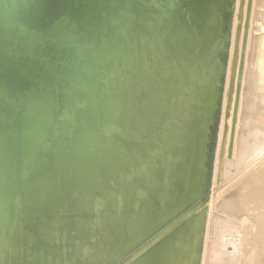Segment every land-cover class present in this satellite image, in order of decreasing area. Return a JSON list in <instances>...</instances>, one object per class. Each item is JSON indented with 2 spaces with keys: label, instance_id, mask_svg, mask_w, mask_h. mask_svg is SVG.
<instances>
[{
  "label": "rangeland",
  "instance_id": "1",
  "mask_svg": "<svg viewBox=\"0 0 264 264\" xmlns=\"http://www.w3.org/2000/svg\"><path fill=\"white\" fill-rule=\"evenodd\" d=\"M218 1L167 0L159 2L149 0L148 3V0H142V2L137 4L138 8L143 5L154 6L151 11L149 10L151 15L145 19L143 16L137 15L136 17H139V20L133 21L134 11H128L126 7L122 8V12L125 14V16L121 15L124 19L123 23L127 24L129 26L128 29L132 30V32L134 31V41H129L133 37L127 34L128 29H122L123 25L121 24L118 25L119 27L117 26V29L121 28L123 36L128 40L123 42L127 46L122 43V47L119 48L117 43L110 46L98 42L96 47L93 48L94 43L92 47L89 46L87 49L90 56L101 53L108 60H105L100 66L96 64V70L95 67H92V78L87 81V84L93 90L88 92L87 97L98 96L108 82L119 78L123 79L130 76L134 71L138 74V77L141 76L142 81L137 82L139 85L135 86L136 89L134 87L126 93H121V91L118 93V96L119 94L121 95L119 96L121 105L115 112V116L119 117L122 115L126 106L131 108L125 128L120 123L110 120L100 121L101 115L105 112L101 108H96L93 113L94 116L89 118L93 120V125L97 124L98 127L104 130L102 136L96 134L97 139L106 138L107 133L112 131L122 134L124 138L117 143L118 146L115 150H110L108 156H106V162L99 164L97 173L92 175L93 177L82 178L74 184H67L66 190L72 191L76 187L79 190L76 189L77 192L70 201L72 207L75 205L74 208L79 209V211L70 212L68 216H74L75 218L79 215V217L70 220L73 238L71 239V236H68L64 240L65 236L59 231L60 233H55L53 243L57 242L55 247L61 245L60 249H62L60 251L64 255L69 242V256L64 261L55 255L53 258L44 261L43 264H87L88 260L91 259L89 255L95 257L97 252H99V246L103 249V245L99 244L98 241L106 223L109 224L115 218L117 220L122 217L125 230H128L124 220L126 215L124 208L127 209L128 198L133 194V190L130 188L134 182L135 184L139 183L134 190L133 202L135 203H133L132 208L135 213L138 210L136 201L145 197V193L139 187L145 184L149 188L156 186L155 175L153 174L155 170H160L162 173V188L159 191L162 196L155 204L157 208L155 207L149 215L163 210L164 206L174 208L172 213L166 218L163 217V220L157 221L159 223L152 229L141 228L133 232L132 236L128 233L124 243H118L120 245L119 249L110 252L108 258H105L104 255L103 260L100 259L90 264L121 263L127 259L125 256L128 253L126 252L142 248H144L142 252L133 254L131 258L129 257V260H127L129 264H193L192 261L193 259L196 260V257L197 264H204L205 251L209 241L212 243L211 246L217 248L220 252L216 259L225 262V264H250L252 261L253 264H264V246L260 242L255 241L256 239L251 230L256 225L254 206L250 203L244 204L242 202L243 195L247 189L244 187L245 183L253 179L251 180L252 184L258 182V187L255 184L254 188H263L260 186H264V182H262L263 176H261L263 179L258 181L259 174L264 170V151H262L264 150V138H262L264 136V76L262 75L264 74L262 73L264 70V59H261L264 58V0L250 1L252 8H250L248 16V26L250 27H247L245 37L246 39L247 35H249V40L247 43L246 39L244 48L242 43L248 6H245L246 3L248 4L247 0H227L229 6L226 7L228 8L224 9L225 12L222 10L219 13L220 21H223L221 19L222 15H226V20L225 22L223 21L224 25L221 26L220 35L211 41L209 40L214 30ZM124 2H128V0H124ZM17 4L26 13H35L39 8H50L46 2H41L40 0H18ZM127 4L129 5V3ZM167 6L168 8H166ZM168 9L170 10L169 12ZM42 16H44V13ZM67 26L72 31L81 29L78 20L67 22ZM2 27H6V30L4 29L0 33L1 49L10 41V47L7 49H14L16 57L32 56L29 51L31 50L30 47L34 46V41L26 42L24 39L12 38V27L10 25H2L0 31ZM42 33V35L51 36L52 32L46 31ZM4 38L5 41L2 43ZM151 38L155 40L154 47L146 44V42H152L150 41ZM64 40L73 42L68 39ZM225 43H227V46ZM168 45H171V49L166 47ZM86 46L88 45L85 44V48H87ZM149 49H153L152 53L154 55L150 52L152 56L148 59L145 58L144 53ZM241 51L243 52V65L240 71L239 84L241 95L238 92L237 114L233 124V108L236 101L234 91H236L239 78ZM185 52L187 53L185 54ZM9 53L11 55L12 52L10 51ZM218 53L222 55V61L215 57ZM243 70L246 77L243 75ZM151 73L153 74L150 75ZM163 73L165 77L162 75ZM219 78H223V80L220 86L221 89L217 90ZM259 78L261 79L259 80ZM105 80L107 81L105 82ZM158 88L159 90H157ZM133 90L137 93H134ZM81 94L83 93L78 91L76 98L79 100L78 102L84 101L85 103L86 97L81 98ZM99 97L105 99L106 95H100ZM158 98L162 99L158 101ZM145 100H148V102ZM70 104V106L61 105V110L59 109L56 114L58 118L63 110H71L73 112L72 109L75 103L72 102ZM88 106H91L90 102ZM96 119L97 121H95ZM61 126L62 124L59 123L53 129V133ZM79 133L81 134L80 131ZM90 135L93 138V134L91 133ZM74 140L72 141L74 142ZM111 141L115 142L116 138ZM140 142L142 145H140ZM69 145L70 143L65 142L63 145L60 144L58 148H65ZM87 147L90 149L89 152L91 154L94 152L93 154L97 157V159L92 158L93 160L89 162L93 163L91 165L93 167V165L98 163L99 151H102V147L95 149L94 144H90ZM135 147L136 151L133 152ZM157 147H164L166 153L163 156L160 155L161 152L157 150ZM241 149L242 151L245 150L247 157L243 162L236 160L237 157L234 158ZM51 150L53 151L52 148ZM66 155L69 154L67 153ZM210 156L212 158H209ZM50 162L47 159L44 164ZM147 162L150 163L148 164ZM20 167L21 164H19L17 174L20 171ZM40 169L47 168L42 165ZM27 171V167L24 166L21 174ZM175 171H177V174ZM76 172H71V178ZM34 174L39 175L40 171L37 170ZM90 187L93 190L88 193L87 190ZM28 190L29 188H25L23 192ZM18 191H14L11 200L14 207L19 202L21 206L22 202L24 203L30 196L25 195L22 199ZM185 192L188 193V197L193 196L192 203L188 204L184 202L185 200H181L180 196ZM45 198L44 196L39 198V203L45 201ZM228 200L230 201V206L225 205ZM27 201L30 202L19 208L21 214L22 210L27 209V212L24 215L22 214V218L28 214L26 224L30 222L31 216H35L37 212L39 214L33 218L42 219L45 216L44 221L50 222L51 217H56L55 214H46L45 208L40 209L37 205L38 198L37 200ZM102 201L104 207L100 209L98 206ZM91 207L92 210L90 211L89 208ZM81 209L84 211L89 210V212L85 213L87 216L81 215ZM115 215L116 217H114ZM10 217H14V212ZM197 218L203 219H199L200 225L198 224V226L202 225V227L198 229V232L196 230ZM141 221L143 219L140 218L139 222ZM14 222L16 224L15 220ZM65 223L66 220L62 222V225H65ZM75 223L81 224V229L84 231L78 233L76 225V228L74 227ZM8 230L6 228L3 233H0V241L6 237ZM83 232H87V242L85 241L84 244H81L82 236H84ZM12 236L10 234L8 241L11 240ZM197 238L199 239L198 244L196 243L199 246L198 252L194 243L195 240L198 241ZM248 239L250 241L249 244L247 242ZM12 240L14 242L15 239L12 238ZM29 247H32V244ZM56 250H58V247ZM70 251L72 252L71 255ZM40 252L41 249L38 248L37 252L33 251L25 256L26 264H33V259ZM3 253V264H12L14 260L18 262V259H21L24 255V252L19 248H14L13 245L7 244L4 245ZM211 254H208L209 260L213 257V255L211 257ZM83 257L84 260H82ZM80 258L82 261L79 260ZM251 258L252 261L250 260ZM212 260L215 261L214 258Z\"/></svg>",
  "mask_w": 264,
  "mask_h": 264
},
{
  "label": "water",
  "instance_id": "2",
  "mask_svg": "<svg viewBox=\"0 0 264 264\" xmlns=\"http://www.w3.org/2000/svg\"><path fill=\"white\" fill-rule=\"evenodd\" d=\"M156 1L161 2L167 0ZM139 2H142V0H128V2H124V0H121V3L119 5L120 7L118 8V13L123 22L124 19L121 15L125 16V14L122 12V8L126 7L128 11H134L133 13L135 15V11L139 9L137 5ZM127 3H129L130 6ZM13 6L14 5L12 4L11 0H0V27L2 25H11L14 22V17L9 16V14H7L6 16L4 15L5 13H10V11L13 9ZM138 18L139 17L134 16L133 21L136 19L139 20ZM128 27L129 26L127 25V28ZM244 36H246L245 33ZM186 53L187 52H185V54ZM151 54L154 55L152 51ZM151 54L149 55L152 56ZM84 70L88 71L87 69ZM89 70L92 75V67L89 68ZM79 78H76L75 80L74 78L70 77H66V79L64 80L58 78V81H61V83H58V88L57 90L55 89V91H60V93H58L57 95V98L61 99L62 101L58 99V101L55 100V104H53L51 107L48 106L45 108H40L38 110L32 107L30 109L26 108L23 109V116L19 117V113H17L16 109L17 107L21 106V98L19 97L17 100H15L14 96H12V101H9L8 99L5 100L8 106H11L9 108L10 112L7 113L6 110H0V143L3 144L4 142V145L6 146V148H1L2 154H0L5 159V161L2 160L0 162V233H3L6 228L9 229L7 231L6 237H4L0 241V264H3L4 259H2V256L4 254V245L6 244L13 245L14 248H19L24 252V259L23 257H21V259L19 258L18 264L26 263L25 256L33 251L37 252V249L40 247L42 248V252L37 253L36 257L34 258L35 260L33 259V264H43L44 261L53 258L55 255L60 260H64L67 256H69V242L67 244L68 247L66 249V253L62 255V257L58 254L62 249H60L61 245L57 246L58 251L53 254L48 253V251L44 249L46 244L52 242L51 236H54L55 233H58L59 231H61L65 236L64 240L68 236H71V239L73 238L70 220H73L75 218L77 219L79 215L74 218V216H68V214L70 212L79 211V209L74 208L75 205L72 207L70 203L78 188L76 187L77 190L74 188L72 191L66 190L67 184H74L82 178L93 177L92 175L97 173L99 164L106 162V156H108L110 150H115V148H117L118 146L117 143L124 138L122 134L112 131L107 133L106 138L101 140L97 139L96 134L102 136L104 130L98 127L97 124L93 125V120L89 118L94 116L93 113L96 111V108H101L105 112L101 115L102 118L100 119V121L103 122L105 120H110L116 123H120V125L125 128V125L129 120L128 114L130 113L131 108L126 107L125 112L122 115H120L119 117L115 116V112L121 105V98L118 96V93L120 91L126 93L129 89L134 88L137 84H139L137 82L142 81L141 76L138 77V74L132 73L130 76H127L123 79L119 78L117 80H113L112 82H108L107 86L103 87L104 89L102 90V92H100L98 96H95L93 98L90 97L91 99L86 96L91 90L90 86L87 84V80H82V78ZM125 86L126 88H124ZM55 87H57V85ZM78 91L83 93L81 94V98L86 97L85 103L84 101L78 102L79 100H77L76 98V94ZM100 95H106L105 99L99 97ZM72 102L75 103L72 109L73 112H71V110H63L61 112V116L58 118L56 114L58 113L61 105L70 106V103ZM89 102L91 106H88ZM56 106L58 107L57 110L55 108ZM95 121H97V119ZM54 123H56L57 125L59 123L62 124L61 128H56L57 130L55 131V133H53V129L57 127V125ZM49 129L51 130L49 131ZM79 131H82L81 133L85 131L87 134L89 132L90 141L93 142L95 149H97V147H102V151H99L100 157L98 156V163L96 165H93V167H91L93 163H89V160H82L81 155V153L86 154V159H90V157L93 156V154L89 152L90 149H88L87 147L90 144L86 146L82 144V146L80 147L81 143L75 144V146L74 142L72 141L73 139L76 140L78 138L77 132ZM91 133L93 134V138L90 135ZM113 138H116L115 142L111 141ZM65 142L70 143V145L61 149L64 150V155L61 154V150L59 152V155L58 150L60 148L58 147L60 146V144L63 145ZM51 148L53 149V151L51 150ZM157 150L161 152L162 156L166 153L164 147H157ZM67 153L69 155H66ZM47 159L51 161L50 163H48L50 167L48 164H44L45 162H47ZM81 161H83L82 164ZM19 164H21V167L19 173L17 174ZM42 165L47 167V169H40ZM24 166L27 167L28 171L21 174ZM37 170L40 171L39 175L34 174ZM72 171L77 172L71 178ZM52 172L54 174H52ZM55 174H58V178L54 180L53 183L50 182L47 178V180H43L45 176L51 175L52 177ZM153 174L155 175L156 186L151 189L145 187V185L139 187L145 193V197L142 200L136 201V203H138V210L135 213L132 206L133 203H135L133 202L135 186H137L138 184L134 183L130 188L131 190H133V194H131V196H129L128 198L129 203L126 206V215L124 217L128 226V230H125L124 228L123 218L114 220L109 224L106 223L100 233L98 241L99 244L103 245L104 250L98 244L99 252H97V255L95 257L89 255V258L91 259L88 260L87 264L99 261L100 259L103 260L104 255L105 258H108V254L110 252L119 249L120 245L118 243H124V241L128 237V233H130L129 235L132 236L133 232L141 228L145 229L147 227L152 229L159 223L157 221H159L163 217L166 218L170 213H172L174 208L164 206L163 210L149 215V213L156 207L155 204L162 196L159 194V191L162 188V173L160 170H155V173ZM40 178L41 181L39 183L38 180H40ZM45 181L46 183H44ZM25 188H29V190L23 192ZM15 190H19L18 192H20V198L22 197V199L25 195H30L28 197L29 199L27 198L24 203L22 202L21 206H24L25 203L30 202L27 200H37L38 198L37 205L40 207V209L45 208L46 214H55L56 217H51L50 222L44 221L45 216H43L42 219L37 217L33 218L39 214V212H37L35 216H31L32 218L30 222L26 224V222L28 221V214L25 215L26 217L24 218H22V214L24 215L27 212V209L22 210L21 214L19 211V208L21 207L19 205L20 202L15 207L13 206L14 204L11 203ZM91 190H93L92 187H90L87 192L89 193V191ZM43 196L46 197V200L42 203H39V198H42ZM180 198L183 201L186 200L187 198H189L188 193H182ZM103 207L104 203L102 201L99 204L98 208L102 209ZM89 209L91 211L92 207ZM13 212L14 217L12 218L10 216ZM86 212H89V210H82L80 213L81 215L83 214L87 216V214H85ZM57 216L59 217L57 218ZM140 218H142L143 221L139 222ZM14 220L16 221V224ZM65 220V225H62V222ZM75 225L78 228V233L84 231L81 229V224L75 223L74 227ZM37 228L40 229V231H37L39 234V238H36L37 240L32 239L33 246L29 247L27 243L28 239L30 238V235L35 234L34 230H36ZM30 231L32 232V234L29 235ZM86 233L87 232H83L84 236H82L83 238L81 244H84L86 241ZM10 234H12L13 236L11 237V240L8 241V237L10 236ZM12 238H14L16 241L13 242ZM56 243L57 242H55V245H57ZM71 254L72 252L70 251V255ZM79 260H81V258ZM82 260H84V257L82 258Z\"/></svg>",
  "mask_w": 264,
  "mask_h": 264
},
{
  "label": "bare ground",
  "instance_id": "3",
  "mask_svg": "<svg viewBox=\"0 0 264 264\" xmlns=\"http://www.w3.org/2000/svg\"><path fill=\"white\" fill-rule=\"evenodd\" d=\"M41 2H46L48 4V6L50 8L45 9V8H39L37 11H35V13H26L24 11L21 10V8L18 7V0H13V9L10 11V13H5L6 15L9 14V16L14 17V22L10 25L11 28V37L12 38H18L20 39H24L26 42H30V41H34V46L30 47V51L29 54H31L32 56H24V57H16L14 54V49H10L8 50L7 48L10 47V41L7 42L4 46V48H0V110H6L7 113H9V108L11 106H8V104L6 103L5 100H9L12 101V96H14L15 100H17L19 97L21 98V106L17 107L16 111L17 113H19V117L23 116V109H30L32 108H36V110L40 109V108H45L48 106H52L53 104H55L56 101L61 100L57 98L58 93H60V91L56 92L55 89L57 90L58 88V83H61V81H58V78L64 80L66 79V77H70V78H74V80L76 78H82V80H87L90 81V79L92 78L91 72L89 70V68L91 67H95V65H99L101 63H103L105 60H107L106 57H104V55H102L101 53L98 54H94L92 56H90L88 54L89 50H87L89 48V46L92 47V44L95 43V45L93 46L96 47L97 43H103V44H108L110 46H113L115 43H117V45L120 47H122V43L123 42H127L128 40L125 39V37L122 34V31L120 29H117L118 25H123L122 29H128L127 25L123 24V20L121 19L119 13H118V8L120 7V3L121 0H40ZM251 0H247L246 2H248V4L246 3L245 6H247V13H246V19H245V27L244 29V33L246 35V31H247V27L248 26V16H249V12H250V8H251ZM244 2V1H243ZM218 7H217V14H216V18H215V25L213 26V33L210 36V41L212 39L217 38L220 35L221 32V26L224 25L223 21L225 22V18L226 15H222V20L220 21V16L219 13L220 11L228 8L226 6H229L227 3V0H219L218 1ZM144 6V5H143ZM141 6L138 10L135 11V16H143L144 19L150 16V12L154 6ZM168 8V6L166 7ZM246 8V7H245ZM252 9V8H251ZM170 10L168 9V12ZM244 11V10H243ZM225 12V10L223 11ZM44 13V16H42V14ZM5 15V16H6ZM214 16V15H213ZM242 18H244L242 16ZM211 19V18H210ZM74 20H78L80 25H81V29L79 30H70L67 26V22H71ZM149 22V21H148ZM244 22V21H243ZM242 22V23H243ZM242 26V25H241ZM119 27V26H118ZM6 28V27H5ZM4 27H2L0 33H2V31H4L5 29ZM242 28V27H241ZM206 29V28H205ZM250 29V28H249ZM6 30V29H5ZM242 30V29H241ZM14 31V32H13ZM46 31H51V36H46V35H42V32H46ZM40 32V33H39ZM238 32V31H237ZM250 30L247 32L249 34ZM6 33V31H5ZM4 33V34H5ZM243 33V32H242ZM243 33V43H242V47H245V42L247 39V43H248V36L245 39L246 36H244ZM46 34V33H44ZM128 35H131V37L134 36V31L132 32V30L128 29L127 32ZM237 34V33H236ZM234 35V34H233ZM260 36V35H259ZM41 37V38H40ZM234 37V36H233ZM242 38V37H241ZM260 38V37H259ZM64 39H68L69 41H73V42H68L65 41ZM130 39V38H129ZM134 37L131 38V40L129 41H134ZM234 39V38H233ZM5 41V38L3 39L2 43ZM152 42H146V44H150L151 46L154 47V43L155 40L153 38H151ZM234 42V40H233ZM263 42V41H262ZM264 43V42H263ZM85 44H87L88 46H86L87 48H85ZM254 44V43H253ZM123 45H125L123 43ZM225 45L227 46V43H225ZM236 45V43H235ZM84 46V47H83ZM127 46V45H125ZM124 46V47H125ZM241 46V43H240ZM167 48L170 47L171 49V45L166 46ZM233 48V47H232ZM169 50V49H168ZM12 52L11 55L9 52ZM153 51V49H149L146 50L145 54V58L149 59V54L150 52ZM234 52V50H233ZM242 52V51H241ZM262 52V51H261ZM171 53V52H170ZM263 53V52H262ZM238 54V53H237ZM240 55V52H239ZM264 55V54H263ZM246 56V55H245ZM170 57V56H169ZM215 57L222 61V55L221 54H216ZM157 58V57H155ZM160 58V57H159ZM239 58V57H238ZM241 60H240V65H239V78L237 81V87H236V91L235 95H236V101L234 104V108H233V119H232V123H235V119H236V109H237V102H238V92L241 95L240 91H239V84H240V71L242 69V65H243V52L241 53L240 56ZM147 59V60H148ZM152 59V58H151ZM172 59V58H171ZM170 59V60H171ZM264 59V58H261ZM175 60V57H174ZM108 61V60H107ZM106 61V62H107ZM238 61V60H237ZM111 62V61H110ZM177 63V62H176ZM264 63V62H263ZM151 64V63H149ZM178 64V63H177ZM120 65V63H119ZM139 65V64H138ZM258 65V64H257ZM263 65V64H262ZM100 66V65H99ZM117 66V65H116ZM124 66V65H123ZM235 66V65H234ZM82 67V68H81ZM84 67V68H83ZM138 67V66H137ZM237 67V66H236ZM258 67V66H257ZM256 67V68H257ZM96 68V67H95ZM136 68V67H135ZM184 69V67H182ZM246 68V67H245ZM263 68V67H262ZM84 69H87L88 71H85ZM121 69V68H120ZM237 69V68H236ZM258 69V68H257ZM260 69V68H259ZM122 70V69H121ZM120 70V71H121ZM263 70V69H261ZM258 71V70H257ZM260 71V70H259ZM264 71V70H263ZM262 71V73H264ZM142 72V71H141ZM156 72V71H155ZM238 72V69H237ZM245 71L243 70V75H245L244 73ZM123 73V72H122ZM135 73V71H134ZM106 74V73H105ZM110 74V73H109ZM113 74V73H112ZM118 74V73H117ZM132 74V73H131ZM153 73H151L150 75H152ZM261 74V73H260ZM121 75V74H120ZM164 76V73L162 74ZM168 75V74H167ZM236 75V74H235ZM242 75V76H243ZM264 76V74H262ZM261 75V76H262ZM103 76V75H102ZM112 76V75H110ZM114 77V76H113ZM119 77V76H118ZM146 77V76H145ZM162 77V76H160ZM165 77V76H164ZM176 77V76H175ZM246 77V75H245ZM79 78V79H80ZM116 78V77H115ZM101 79V78H100ZM156 79V78H155ZM256 79V78H255ZM261 78H259L260 80ZM108 80V79H107ZM105 80V82L107 81ZM223 78H219L218 81V87L217 90L221 89V82H222ZM243 80H244V76H243ZM58 81V82H57ZM99 81V80H98ZM97 81V82H98ZM109 81V80H108ZM148 81V79H147ZM159 81V80H158ZM254 81V80H253ZM73 82V81H72ZM145 82V81H144ZM168 82V81H167ZM166 82V83H167ZM258 82V81H257ZM78 83V81H77ZM261 83V82H260ZM100 84V83H99ZM103 84V82H102ZM142 84V82H141ZM146 84V83H145ZM159 84V83H158ZM57 85V87H55ZM139 85V84H138ZM144 85V84H142ZM258 85H260L258 83ZM98 86V85H97ZM166 86V85H165ZM140 87V86H139ZM138 87V88H139ZM235 87V86H234ZM160 88V87H159ZM159 88L157 90H159ZM136 89V87H135ZM140 89V88H139ZM241 89V88H240ZM93 90V89H91ZM149 90V89H148ZM161 90V89H160ZM137 91V90H136ZM134 92V90H133ZM156 92V91H153ZM164 92V91H163ZM162 92V93H163ZM167 92V89H166ZM122 93V92H121ZM124 93V92H123ZM131 93V92H130ZM137 93V92H134ZM243 93V92H242ZM158 94V93H157ZM165 94V93H164ZM124 95V94H123ZM122 95V96H123ZM137 95V94H136ZM162 95V94H160ZM233 95V96H235ZM243 95V94H242ZM119 96H121L119 94ZM134 96V95H133ZM132 96V97H133ZM158 97V96H157ZM160 97V96H159ZM232 97V96H231ZM127 98V97H126ZM147 98V97H145ZM163 98V96H162ZM161 98V99H162ZM58 99V100H57ZM160 101L161 99L158 98ZM164 99V98H163ZM230 99V98H228ZM56 100V101H55ZM131 100V98H130ZM129 100V101H130ZM144 100V99H143ZM154 100V99H153ZM62 101V100H61ZM123 101V100H122ZM146 102H148V100H145ZM153 102V101H151ZM244 102V101H243ZM128 103V102H127ZM140 103V102H139ZM246 103V102H245ZM20 104V103H19ZM144 104V103H142ZM141 104V105H142ZM129 105V104H128ZM244 105V104H243ZM144 106V105H143ZM127 107V106H126ZM56 110L58 109V107H55ZM121 108V107H120ZM148 109V108H147ZM230 109V108H229ZM61 110V109H60ZM232 110V109H231ZM228 111V110H227ZM123 112V111H122ZM121 112V113H122ZM153 112V111H152ZM231 112V111H230ZM103 113V112H102ZM154 113V112H153ZM21 114V115H20ZM148 114V113H147ZM152 115V114H151ZM232 115V114H231ZM151 117V116H150ZM144 122V121H143ZM148 123V122H147ZM152 123V122H151ZM150 123V124H151ZM141 124V123H140ZM140 126V125H139ZM143 126V125H142ZM152 126V125H151ZM158 126V125H157ZM210 126V125H209ZM237 126V125H236ZM155 127V126H154ZM165 127V126H164ZM168 127V126H166ZM211 127V126H210ZM233 127V126H231ZM230 127V128H231ZM235 127V126H234ZM233 127V128H234ZM153 128V127H152ZM229 128V129H230ZM157 129V128H156ZM212 129V128H211ZM236 131V129H234ZM234 131V132H235ZM82 132V131H80ZM157 132V131H156ZM230 132V131H229ZM233 132V135H234ZM237 132V131H236ZM235 132V133H236ZM261 132V131H260ZM263 132V131H262ZM78 133V138L76 140H74V145L81 143L80 147L83 145H88V144H93L92 141H90L89 138V132L88 134L84 131L83 133ZM146 133V132H144ZM143 134V133H141ZM150 134V133H149ZM213 134V133H212ZM144 135V134H143ZM228 136V135H227ZM92 137V136H91ZM157 137V135H156ZM161 137V136H160ZM166 138V136H164ZM89 138V140H88ZM141 138V137H140ZM149 138V137H148ZM253 138V137H252ZM264 138V136L262 137ZM152 139V138H151ZM155 139V138H154ZM228 139V138H227ZM87 140V141H86ZM167 140V139H166ZM86 141V143H85ZM145 141V140H144ZM149 141V140H147ZM154 141V140H153ZM157 141V140H156ZM1 142V140H0ZM229 142V141H228ZM260 142V141H259ZM141 143V142H140ZM152 143V142H151ZM167 143V141H166ZM251 143V142H250ZM263 143V142H262ZM160 144V143H159ZM264 144V143H263ZM0 143V154H2L1 152V148H6V146ZM142 145V143L140 144ZM76 146V145H75ZM74 146V147H75ZM139 146V145H138ZM153 146V145H152ZM162 147V146H161ZM250 147V146H249ZM141 148V147H140ZM146 148V147H145ZM148 148V146H147ZM150 148V147H149ZM160 148V147H159ZM244 148V147H243ZM63 149L62 147H60V149L58 150V154L60 152V150ZM98 149V148H97ZM100 149V148H99ZM151 149V148H150ZM142 150V149H141ZM140 150V151H141ZM146 150V149H145ZM148 150V149H147ZM238 150V149H237ZM262 150V149H260ZM131 151V150H130ZM136 151V147L135 150H133V152ZM157 151V150H156ZM155 151V152H156ZM249 151V150H248ZM264 151V150H262ZM132 152V154H133ZM160 152V151H159ZM64 153V150H61V154ZM140 153V152H139ZM142 153V152H141ZM257 153V152H256ZM93 154V153H92ZM150 154V153H149ZM172 154V153H171ZM249 154V153H248ZM247 154V156H248ZM258 154V153H257ZM263 154V153H262ZM60 155V154H59ZM82 155V160H89L88 162L92 161L93 159H97L96 155L93 154V156L90 157V159H86V155L81 153ZM85 155V156H84ZM134 155V154H133ZM132 155V156H133ZM153 155V153H152ZM161 155V154H160ZM256 155V154H255ZM137 156V155H136ZM150 156V155H149ZM257 156V155H256ZM138 157V156H137ZM140 157V156H139ZM237 157V158H236ZM255 157V156H254ZM93 158V159H92ZM135 158V157H134ZM209 158H212L211 156ZM236 158V160H239L240 162H243L244 159H246V152L245 150L236 153V156L234 157ZM5 161L4 157L0 155V162L1 161ZM145 160V159H143ZM158 160V158H157ZM137 161V160H136ZM146 161V160H145ZM139 162V161H138ZM148 163V162H147ZM150 163V162H149ZM148 163V164H149ZM145 164V163H144ZM147 164V165H148ZM146 165V164H145ZM142 166V165H141ZM244 166V165H243ZM258 166V165H257ZM133 167V166H132ZM139 167V166H138ZM137 167V168H138ZM47 168V167H46ZM151 168V167H150ZM18 170V169H17ZM121 170V169H119ZM128 170V168H127ZM133 170V169H132ZM137 170V169H136ZM134 171V170H133ZM152 171V170H150ZM154 171V170H153ZM177 174V171H175ZM263 172V173H262ZM261 172V174H259V180L263 179L264 177V170ZM126 173V172H125ZM129 173V172H128ZM52 174H54L52 172ZM122 174V173H121ZM149 174V173H148ZM58 174H55L54 176L51 177V175H47L43 178V180H49L50 182H54V180H56L58 178L57 176ZM131 176V175H130ZM150 176V175H149ZM148 176V177H149ZM263 176V177H261ZM117 177V176H115ZM128 177V176H127ZM153 177V176H152ZM47 178V179H46ZM118 178V177H117ZM125 178V177H124ZM146 178V177H145ZM108 179V178H107ZM113 180V179H112ZM115 180V179H114ZM253 180V179H251ZM248 181L247 183H245L244 187H246V192L243 195V199L242 202L245 204L250 203L251 205L254 206V218H255V223L256 225L253 226L251 229L253 231V236L256 239L255 241L260 242L261 245L264 246V186H260L263 188H256L258 187V182H255L252 184V181ZM257 180V179H256ZM254 180V181H256ZM264 180V179H263ZM262 180V182H264ZM40 180H38V182L40 183ZM137 181V180H135ZM148 181V180H147ZM253 181V182H254ZM121 182V181H120ZM150 182V181H149ZM46 183V181L44 182ZM115 183V182H113ZM122 183V182H121ZM125 183V182H124ZM135 183V182H134ZM142 183V182H141ZM144 183V182H143ZM146 183V182H145ZM139 184V183H138ZM148 184V183H147ZM153 184V183H152ZM257 184V186L255 185ZM261 184V183H260ZM98 185V184H97ZM125 185V184H124ZM146 185V184H145ZM149 185V184H148ZM154 185V184H153ZM254 185L256 186L254 188ZM100 186V185H99ZM127 186V185H126ZM150 186V185H149ZM147 187V185H146ZM154 187V186H153ZM114 188V187H113ZM149 188V187H148ZM151 188V187H150ZM109 189V188H108ZM118 189V188H117ZM209 189V188H208ZM104 190V189H103ZM142 190V189H141ZM110 192V191H109ZM123 192V191H122ZM95 193V192H94ZM106 193V191H105ZM103 194V193H102ZM109 194V193H108ZM115 194V193H114ZM119 194V193H117ZM111 195V193H110ZM104 196V194H103ZM142 196V195H141ZM106 197V196H105ZM112 197V196H111ZM192 197L190 196L189 198H187L184 202L190 204L192 203ZM107 198V197H106ZM122 199V198H121ZM111 200V199H110ZM118 200V199H117ZM127 200V199H126ZM230 201L228 200L227 202H225L226 206H230L231 204L229 203ZM249 204V205H250ZM243 205V204H242ZM106 206V205H105ZM119 206H121L119 204ZM133 207V206H132ZM107 208V207H106ZM103 209V208H102ZM136 210V208H134ZM100 210V209H99ZM111 210V209H110ZM126 209L124 208V211ZM103 211V210H102ZM109 211V210H107ZM248 211V210H247ZM104 212V211H103ZM102 212V213H103ZM106 212V211H105ZM252 212V211H251ZM109 213H111L109 211ZM126 214V213H125ZM50 215V214H48ZM52 215V214H51ZM118 215V214H117ZM123 215V214H122ZM121 215V216H122ZM252 215V213H251ZM58 217V216H57ZM100 217V216H99ZM113 217V215H112ZM116 217V215L114 216ZM119 217V215H118ZM202 217V216H200ZM111 218V217H110ZM122 218V217H120ZM142 219V218H141ZM199 219L202 218H197L196 220V230L197 232L199 231L198 229L202 227L198 226L199 224ZM205 219V217H204ZM116 220V218H115ZM125 220V219H124ZM203 220V219H202ZM100 221V220H99ZM114 221V220H113ZM110 222V221H109ZM201 222V220H200ZM103 223V222H102ZM202 223V222H201ZM200 225V224H199ZM125 228V227H124ZM37 231H40L39 228H37L36 230H34L35 234H32V232H29L30 238L28 239V243L29 245L32 244L33 246V242L32 239H38L39 238V234ZM198 235V234H197ZM247 235V234H246ZM249 235V234H248ZM55 236V235H54ZM54 236H51V243L46 244V246L44 247V249H46L48 251V253H56L58 250L57 247H55V244L53 243L54 241ZM53 238V240H52ZM36 239V240H37ZM198 239V238H197ZM246 239V238H245ZM236 240V239H235ZM16 241V240H14ZM197 240L194 241V243L198 244ZM87 242V241H86ZM248 244L250 243L249 239L247 240ZM89 243V241H88ZM207 248L205 251V257H204V264H225V262L223 261H218L216 258L217 255L220 254L219 250L217 248H214L211 246V241L207 242ZM237 243V242H236ZM195 245V249L198 252L199 251V246ZM238 244V243H237ZM198 246V247H196ZM226 248V247H224ZM39 249H41L42 252V248L40 247ZM198 249V250H197ZM227 249V248H226ZM229 249V248H228ZM144 250V248L142 249H136L132 252H126L128 254H126L125 257H127V259L123 260L121 263H117V264H129L127 262V260H129V257L131 258L133 254L142 252ZM231 250V249H229ZM254 250V249H253ZM252 250V251H253ZM244 251V250H243ZM255 251V250H254ZM62 251H60V253H58L61 257H62ZM211 254V257L213 255L212 258L215 259V261L212 260V258L209 260L208 254ZM253 253V252H252ZM65 254V253H64ZM125 254V253H124ZM215 254V255H214ZM204 256V254H203ZM244 256V255H243ZM247 257V256H246ZM245 258V257H244ZM248 259V258H247ZM120 260V259H118ZM197 260V257H196ZM196 260L193 259V264H197ZM203 260V259H202ZM252 261V258L250 259ZM248 260V261H250ZM75 261V260H72ZM247 261V260H245ZM203 262V261H202ZM15 264H18V262H16L14 260ZM253 264V261L251 262ZM250 263V264H251ZM26 264V263H24ZM245 264V263H244Z\"/></svg>",
  "mask_w": 264,
  "mask_h": 264
}]
</instances>
